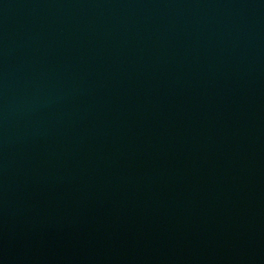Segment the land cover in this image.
<instances>
[{
    "label": "water",
    "instance_id": "water-1",
    "mask_svg": "<svg viewBox=\"0 0 264 264\" xmlns=\"http://www.w3.org/2000/svg\"><path fill=\"white\" fill-rule=\"evenodd\" d=\"M0 264H264V0H0Z\"/></svg>",
    "mask_w": 264,
    "mask_h": 264
}]
</instances>
